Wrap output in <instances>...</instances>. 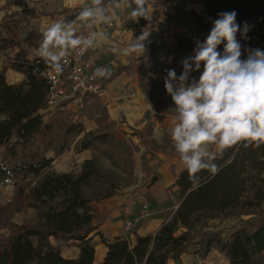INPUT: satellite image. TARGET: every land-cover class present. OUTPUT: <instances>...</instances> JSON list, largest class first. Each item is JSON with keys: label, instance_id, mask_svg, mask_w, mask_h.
Wrapping results in <instances>:
<instances>
[{"label": "trees", "instance_id": "trees-1", "mask_svg": "<svg viewBox=\"0 0 264 264\" xmlns=\"http://www.w3.org/2000/svg\"><path fill=\"white\" fill-rule=\"evenodd\" d=\"M197 1L210 19H216L221 12L235 11L238 24L243 26L247 22L251 26L247 38L241 39L237 34L242 46L241 59L246 58V49L264 50V0ZM119 2L103 0L109 7ZM190 15L206 28L201 17L194 12ZM20 23L19 18L6 15L0 21V55L3 57L0 186L9 183L14 188L12 203L0 206V264H92L96 236L107 248L99 264H168L170 261L180 264V257L191 247L201 260L216 251L228 264H264V145L253 149L239 144L218 154L214 160L217 172L203 170L197 174L195 183L186 170L182 171L176 181L177 208L156 233L139 236L133 231L134 242L121 237L113 241L105 239L97 231L98 225L93 223L95 204L116 195L117 187L100 171L94 159L85 160L77 174L51 170L55 158L69 149L68 140L82 135L84 127L73 123L64 113L44 119L50 84L43 74L50 68L29 53V50H37L42 33L24 31ZM146 24L147 19L135 22L130 18L126 27L135 31ZM174 39L173 48L169 50L171 55L186 54L194 49L191 38L175 36ZM146 46L147 51L154 52L159 44L148 39ZM218 51H223V44ZM141 68L117 65L114 73L101 78L102 85L122 73L130 76ZM7 70L22 74L24 80L9 84L5 79ZM145 130L148 132V128ZM133 134L143 141L148 136L141 131ZM114 139V135L107 132H85L74 150L81 153L95 142ZM55 147L54 156H46V152ZM157 180V175H153L149 185ZM13 204L17 211L32 210V220L21 224L11 222L12 212L7 213V208ZM228 217L237 218L243 225L226 238L223 229L212 222ZM51 240L60 244L54 245ZM62 246L76 247L78 257L64 258Z\"/></svg>", "mask_w": 264, "mask_h": 264}, {"label": "clouds", "instance_id": "clouds-1", "mask_svg": "<svg viewBox=\"0 0 264 264\" xmlns=\"http://www.w3.org/2000/svg\"><path fill=\"white\" fill-rule=\"evenodd\" d=\"M131 8L130 18L137 22L148 17V0H120ZM103 0H91L79 12L76 20H55L42 30L36 56L56 76L64 71V61L72 53L83 55L98 43L108 41L106 31H91L77 35V27L85 24L103 25L116 19L106 14ZM134 5V7H133ZM235 11L221 12L203 42L196 40L191 55L181 61L179 76L168 69L163 84L170 96L175 113L169 136L189 179L197 182L203 170L215 173L218 154L239 144L258 149L264 145V50L246 49L241 59L242 46L237 39L247 38L251 26L236 21ZM150 31L142 34L114 53L125 57L143 55L147 51ZM223 44V51H218ZM99 69L98 74H106ZM199 72V78H191Z\"/></svg>", "mask_w": 264, "mask_h": 264}, {"label": "crops", "instance_id": "crops-1", "mask_svg": "<svg viewBox=\"0 0 264 264\" xmlns=\"http://www.w3.org/2000/svg\"><path fill=\"white\" fill-rule=\"evenodd\" d=\"M90 2L91 0H66L64 7L69 5L73 8L86 3L90 4ZM117 4L107 7L106 14L112 15L114 13L116 17L111 23L103 25L85 24L78 26L77 29L79 30L77 31L83 30L82 32L85 35L93 30L107 32L109 40L98 43L95 47L90 48L88 52L92 64L107 70L103 78H107L109 74L114 73L117 65H131L132 69L139 66L142 68L130 76L122 73L106 84L104 94L98 97L106 99L113 116H123L129 125L134 123L139 127H143L150 124L154 130V138L163 141V138L172 127L173 117L175 116V113L170 109L173 107L171 98L164 89V77L167 70L173 68L179 76L182 72L181 61L193 52L192 50L186 54L171 55L169 50L173 48L175 43L174 37H189L195 47L196 40L203 42L207 37L212 27V21L215 19H210L204 15L203 6L197 0H148L147 25L132 31L126 27V23L130 19V9L123 4L117 7ZM190 12H194L201 17V21L206 24V28L200 26L192 18ZM5 13L6 11L2 12L0 19ZM151 14L156 22H162L165 16L172 19L170 25H168L172 32L169 31L170 35L166 37L162 36L160 38L151 29L152 32L150 31L151 34L148 39L159 44L151 59H148L147 55L137 56L135 54L125 57L111 50L113 47L120 49L126 47L129 42L133 41L134 34L140 36L142 30L147 31L146 27L151 26ZM74 17L70 16V21H74ZM156 22H153L152 25H155ZM164 54L167 55L168 62L165 61L167 59L163 57ZM8 71L6 76H8ZM10 74L13 76L8 77L9 84L20 83L24 80L22 74L13 71ZM199 75V72H194L190 79L193 77L198 79ZM14 79L17 80L12 81ZM156 155L157 158L151 161V175L149 178L157 175L158 180L153 185L143 187L137 198L128 200L126 196L116 194L95 204L93 223L98 225L97 231L101 232L108 241L121 237L134 242V237L131 234L133 231L139 236L152 235L158 231L164 220L177 208L178 203L174 200L178 192L176 181L179 174L185 169L174 150L160 149V152ZM170 194L173 195V199H170ZM145 198L149 202L151 218L137 225L135 229L125 231L124 221L132 218L140 210L141 203L146 201ZM51 242L54 245L60 244L54 240H51ZM93 243L95 253L92 264H99L106 256L107 248L100 244L98 236L94 237ZM61 250L63 257L67 259H76L79 254V250L73 246H62ZM170 262L173 264L172 261Z\"/></svg>", "mask_w": 264, "mask_h": 264}, {"label": "rangeland", "instance_id": "rangeland-1", "mask_svg": "<svg viewBox=\"0 0 264 264\" xmlns=\"http://www.w3.org/2000/svg\"><path fill=\"white\" fill-rule=\"evenodd\" d=\"M65 2L66 0H0V15L2 12L6 11L4 16L15 17L21 20L20 27L22 30L42 33V30L55 20L70 21V16H75L74 20H76L79 9L83 8L85 5L71 8L67 3L68 7H64ZM102 6L107 11V7L109 6L104 4ZM8 11L9 13H7ZM4 16L1 17L0 21ZM170 20L172 19L165 16L162 22H156L151 14V26L146 27L147 31L153 29L156 35H163V37H166L170 35L169 31L172 32L168 26L170 25ZM153 22H156V24L152 25ZM82 31L83 30L77 31V35H85ZM80 32L82 33L80 34ZM89 50L90 49L87 50V55L84 57V64L90 61L88 57ZM29 53L30 56H36V51L34 50H29ZM143 55H147V58L151 59L154 52L148 50ZM163 57H165V59H167L165 61L168 62L167 55L164 54ZM2 64L3 57L0 55V69ZM82 68H86L87 71L91 73L97 72L95 64L91 67H84L82 65ZM10 72H12V70L8 71V76H6L5 73L7 82L9 81L8 77L13 76ZM97 75L98 78H103V75H99L98 72ZM15 80L17 79L12 81ZM108 105L109 103L106 102V99H102L96 95H90L86 98L84 111L77 114L80 119L74 120L73 115L69 112H65L64 115H69L73 123H81L84 127V133L89 131L95 134L107 132L114 135V141L104 143L95 142L89 150L76 153L74 147L84 133L75 139H69V149L55 158L51 170L58 173L77 174L85 160L94 159L100 171L109 179L111 184L117 187L116 194L126 196L128 200H133L138 197L143 187L149 185L151 180V178H149L151 175V161L157 158L156 154L160 152V149H169L171 151L174 149L169 134L163 138V141H158L154 138V130L150 124H146L143 127H139V125L134 123L129 125L128 121H126L123 116H113ZM48 118V116H45L44 119L48 120ZM146 128H148V132H146ZM140 131L144 135L148 133V136L145 137L147 139H145V141L148 142L147 144L141 137L133 134V132L138 133ZM57 147L46 152V156H54ZM13 199V185L9 183L1 185L0 206L5 207L9 201L12 203ZM145 199L146 201L148 200L147 198ZM174 200L178 203L177 198ZM9 212H12L9 215V220L17 224L29 223L33 217L32 210L19 209L17 211L14 204L7 208V213ZM212 224L218 225L219 228L223 229V236L226 238L233 230L243 225L242 222H238L237 218L234 217L215 221L212 222ZM1 233H6V231H1ZM169 264L172 263L170 262ZM180 264L228 263L223 255L216 251H212L204 260H201L194 255V249L191 247L188 249L187 253L180 257Z\"/></svg>", "mask_w": 264, "mask_h": 264}, {"label": "built area", "instance_id": "built-area-1", "mask_svg": "<svg viewBox=\"0 0 264 264\" xmlns=\"http://www.w3.org/2000/svg\"><path fill=\"white\" fill-rule=\"evenodd\" d=\"M86 53L87 51L83 55L76 53L70 54L65 59L64 71L59 76H56L51 69L43 74L50 84V89L46 97L45 116L50 117L56 113L69 112L73 115L74 120L80 119L77 114L84 111L87 96H101L104 94L101 78L97 77V72L101 68L96 67L97 72L95 71L93 73L87 71L86 68H82V65L84 67L93 66L90 61L86 64L83 63L84 57L87 55ZM170 199H173L172 194H170ZM151 216L149 202L143 201L140 210L132 218L126 219L123 227L125 231H131L137 225L150 219Z\"/></svg>", "mask_w": 264, "mask_h": 264}]
</instances>
